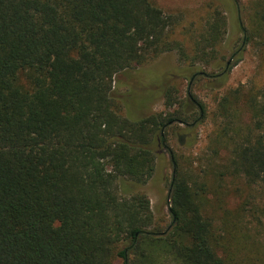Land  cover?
<instances>
[{
    "label": "trees",
    "instance_id": "obj_1",
    "mask_svg": "<svg viewBox=\"0 0 264 264\" xmlns=\"http://www.w3.org/2000/svg\"><path fill=\"white\" fill-rule=\"evenodd\" d=\"M213 1L186 45L175 36L180 17L150 0H0V264H233L202 212L203 185L173 155L164 229L145 193L118 184L146 183L157 136L180 124L190 132L204 117L190 88L187 105L174 86L165 111L135 109L151 101L154 77L140 69L149 60L173 50L190 65L216 57L228 20ZM227 1L242 36L209 87L226 83L255 37L263 43L264 0L250 6L249 25L240 2ZM240 99L235 89L220 101L232 118L230 162L258 182L264 102L244 98L242 123Z\"/></svg>",
    "mask_w": 264,
    "mask_h": 264
},
{
    "label": "rangeland",
    "instance_id": "obj_2",
    "mask_svg": "<svg viewBox=\"0 0 264 264\" xmlns=\"http://www.w3.org/2000/svg\"><path fill=\"white\" fill-rule=\"evenodd\" d=\"M150 1L163 12L180 17L175 36L187 45L190 33L202 29L208 4L213 0ZM214 1L222 7L228 20L227 32L216 57L210 63L190 65L188 61L179 59L173 50L149 60L140 69L151 71L154 77L153 87L146 92L151 101L147 107L135 109L140 115L165 111L164 93L168 87L174 86L175 96L187 105H191L187 94L190 88L204 104V117L197 126L190 128V132L188 127L180 124L165 128L157 136L154 170L146 183L119 180L118 184L122 193L128 190L145 193L155 224L164 229L170 222L168 191L173 155L180 169L190 172L203 185L202 212L212 224L219 253L223 250L232 257L230 262L233 264H264V178L249 182L232 168L229 144L232 134L229 122L232 118L228 110L224 113L220 104L223 96H231L235 89H239L241 99L235 113L237 121L246 123L249 113L242 100L253 94L264 102V33L263 43L258 44L261 38L255 37L254 41L258 42L245 46L241 59L231 68L224 85L214 83L209 87L211 76L222 71L227 61H233L232 53L242 36L233 23L228 1ZM238 1L243 6L239 23L242 20L248 24L250 6L255 0ZM195 108L198 111L197 106Z\"/></svg>",
    "mask_w": 264,
    "mask_h": 264
}]
</instances>
